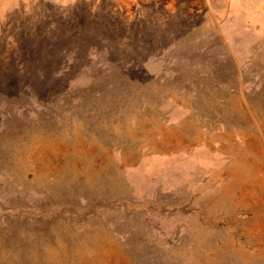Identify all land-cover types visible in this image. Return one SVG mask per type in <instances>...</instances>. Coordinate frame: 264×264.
I'll return each instance as SVG.
<instances>
[{
	"label": "rangeland",
	"instance_id": "obj_1",
	"mask_svg": "<svg viewBox=\"0 0 264 264\" xmlns=\"http://www.w3.org/2000/svg\"><path fill=\"white\" fill-rule=\"evenodd\" d=\"M0 264H264V0H0Z\"/></svg>",
	"mask_w": 264,
	"mask_h": 264
}]
</instances>
